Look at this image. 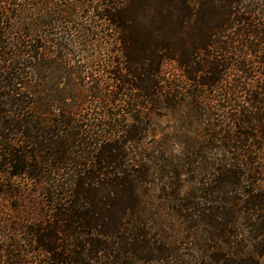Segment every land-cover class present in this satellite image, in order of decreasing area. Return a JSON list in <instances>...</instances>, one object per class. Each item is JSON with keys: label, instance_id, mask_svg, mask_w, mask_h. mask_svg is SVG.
Here are the masks:
<instances>
[{"label": "trees", "instance_id": "trees-1", "mask_svg": "<svg viewBox=\"0 0 264 264\" xmlns=\"http://www.w3.org/2000/svg\"><path fill=\"white\" fill-rule=\"evenodd\" d=\"M88 18L119 109L90 124L32 82ZM0 164L38 264H264V0H0Z\"/></svg>", "mask_w": 264, "mask_h": 264}, {"label": "rangeland", "instance_id": "rangeland-1", "mask_svg": "<svg viewBox=\"0 0 264 264\" xmlns=\"http://www.w3.org/2000/svg\"><path fill=\"white\" fill-rule=\"evenodd\" d=\"M89 21V18L78 21L80 25L91 30L89 36L86 35L87 33L80 36L73 31L75 27L73 22L60 25L59 29L51 32L54 34L52 39L56 40L54 43L65 48L62 51L64 55L67 53L70 60L64 65L57 63L59 56L54 48L51 56L53 63L45 67L46 69L38 67L32 79L39 95L37 100L40 99L44 103H48V100H61L62 104L77 113V118L82 117L89 121L88 124L92 123L93 118L105 115L107 111L113 114L119 111L118 108L100 100L111 90L110 68L107 66L108 62L117 60L112 53L116 49L112 44L115 36L112 31L106 30L102 22ZM69 28L72 30L69 31ZM66 39L69 42H66ZM50 118L58 119L55 114ZM4 174H0V264H8L7 255L10 253L19 256L20 252L16 250L24 251L21 255L25 263L38 264L39 259L35 254L25 256L26 252L34 253L32 251L35 246L30 244L28 231L20 230L22 217L33 215L32 213L34 216L36 214V219L42 217L44 209L40 206L33 207L34 201L38 198L35 194L37 188L24 179L25 177L9 181ZM19 186L27 188L23 190L24 195H20ZM151 209L157 214V208L154 210L153 206Z\"/></svg>", "mask_w": 264, "mask_h": 264}]
</instances>
